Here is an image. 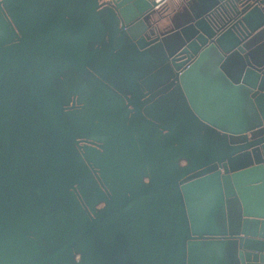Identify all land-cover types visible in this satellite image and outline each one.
I'll use <instances>...</instances> for the list:
<instances>
[{
	"label": "water",
	"instance_id": "1",
	"mask_svg": "<svg viewBox=\"0 0 264 264\" xmlns=\"http://www.w3.org/2000/svg\"><path fill=\"white\" fill-rule=\"evenodd\" d=\"M157 2L0 0V264H264V0Z\"/></svg>",
	"mask_w": 264,
	"mask_h": 264
},
{
	"label": "flooded vegetation",
	"instance_id": "2",
	"mask_svg": "<svg viewBox=\"0 0 264 264\" xmlns=\"http://www.w3.org/2000/svg\"><path fill=\"white\" fill-rule=\"evenodd\" d=\"M108 1L109 0H98L99 7H101L103 5V3H107ZM155 7H156V9H159L158 11H161L162 9H165L164 11L168 12V13H171L173 11V9H175L174 6H169V4L167 3V0H158V2L155 5ZM2 15L4 16L5 13H3ZM160 88H161V86L160 87L156 86L154 91H151L153 93H148V95H151L150 96L151 98L147 100V103L145 101L141 103L140 109L142 110V113L144 115H146V113H144V109L143 108H145V106L148 105L152 100L156 101L155 102L156 104L150 106V107H155V112H158L159 109H161V108L173 107L174 104L172 102V99H173L172 95L167 94L165 96V98H164V95H161L163 88H161V90H160ZM167 91H168V89H167ZM70 96H71V100H72L71 103L73 102L74 106L77 107L79 105V103L76 102L75 95L74 96L70 95ZM126 123H127V121H126ZM137 124L145 125V122L143 120L139 119V123H137ZM85 138L86 137H84V136H76L78 147L80 149H83V146H85V145H89V143L86 142ZM97 142H98L97 140H91V145L92 144H96ZM178 160H179V163H181V159H178ZM92 173H93V175H95L96 172H92ZM179 178H184V179L188 178V173L182 175ZM181 180H183V179H181ZM100 205H101V202H95L94 203L95 207H98Z\"/></svg>",
	"mask_w": 264,
	"mask_h": 264
},
{
	"label": "rangeland",
	"instance_id": "3",
	"mask_svg": "<svg viewBox=\"0 0 264 264\" xmlns=\"http://www.w3.org/2000/svg\"><path fill=\"white\" fill-rule=\"evenodd\" d=\"M100 15H102V13H101ZM128 53H129L130 55H132V51H129ZM130 67H131V70L133 71V73H137V70L134 68V65H133L132 63H131V65H130ZM199 72H200L202 75H205V74H206V71H205L204 68H199ZM79 76H81L82 79H85V78H88V79H89V78H92V76H89L87 73H83L82 75H78V76H76V78L74 77V78L72 79L71 88H72L73 85L76 86L77 89L79 88V86H80V84H81L80 80L78 79ZM70 77H71V76H70ZM55 82H56V85H57L58 87L64 88L63 81H62L61 79L56 80ZM160 83H161V81L159 80V81L157 82V85H159ZM71 91H72V92H75V89H74V90L72 89ZM171 211H173V210H171ZM223 255L225 256L224 253H223Z\"/></svg>",
	"mask_w": 264,
	"mask_h": 264
},
{
	"label": "crops",
	"instance_id": "4",
	"mask_svg": "<svg viewBox=\"0 0 264 264\" xmlns=\"http://www.w3.org/2000/svg\"><path fill=\"white\" fill-rule=\"evenodd\" d=\"M167 3L169 4V6H174L175 8H177L179 0H167Z\"/></svg>",
	"mask_w": 264,
	"mask_h": 264
}]
</instances>
